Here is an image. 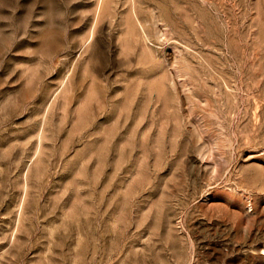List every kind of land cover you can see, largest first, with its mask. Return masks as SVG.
<instances>
[{"label":"rangeland","instance_id":"obj_1","mask_svg":"<svg viewBox=\"0 0 264 264\" xmlns=\"http://www.w3.org/2000/svg\"><path fill=\"white\" fill-rule=\"evenodd\" d=\"M0 264H264V0H0Z\"/></svg>","mask_w":264,"mask_h":264}]
</instances>
